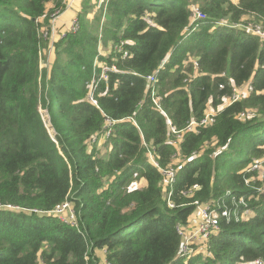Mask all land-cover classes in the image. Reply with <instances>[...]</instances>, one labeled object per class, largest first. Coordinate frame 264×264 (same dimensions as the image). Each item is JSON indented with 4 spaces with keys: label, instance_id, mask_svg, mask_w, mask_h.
Returning <instances> with one entry per match:
<instances>
[{
    "label": "trees",
    "instance_id": "trees-1",
    "mask_svg": "<svg viewBox=\"0 0 264 264\" xmlns=\"http://www.w3.org/2000/svg\"><path fill=\"white\" fill-rule=\"evenodd\" d=\"M52 2L0 0V205L46 213L68 200L76 225L0 209V264L264 262V191L254 189L264 180L247 171L264 157V39L232 27L252 16L264 30V0H106L93 19L84 0L77 30L52 43L46 66ZM99 64L116 70L104 80ZM93 79L96 104L87 99ZM245 83L249 96L187 130ZM248 109L256 115L239 119ZM106 119L114 124L103 156L92 139ZM135 173L145 186L128 189ZM241 198L251 216L221 218L207 255L178 256L177 227L196 202L231 208Z\"/></svg>",
    "mask_w": 264,
    "mask_h": 264
},
{
    "label": "built area",
    "instance_id": "built-area-1",
    "mask_svg": "<svg viewBox=\"0 0 264 264\" xmlns=\"http://www.w3.org/2000/svg\"><path fill=\"white\" fill-rule=\"evenodd\" d=\"M105 1L106 0H104L103 2L100 1L97 7L101 8L100 6L101 3L104 4ZM53 3H54L53 7L47 10V12L52 11L50 13L51 25H53L54 21L60 17V15L62 14L64 10L68 9L71 6L72 0H54ZM56 3H59L58 8H55ZM194 13H195V20H202L204 18L203 14L198 9H195ZM45 17H46V14L43 15L40 18V20L42 21L43 19H45ZM220 24L226 25V22L224 20H221ZM232 27L242 28L246 30L247 32H250L264 39V30L259 23L256 24L254 22L252 23L246 22L242 24H234ZM77 28H78V22H77V18H75L72 21L71 27L69 28L68 31H76ZM51 33H52V28L49 26L48 32L43 31L42 36L43 38H46V39L51 38ZM64 34L65 32H62L60 34V37H63ZM126 56H127V53L123 52V58H125ZM95 64H96V61H95ZM162 66H164V64ZM99 67L101 68L100 78L104 80L107 79V74L109 72L116 70L114 66H108L106 64H99ZM196 67H197V64L194 63V68ZM222 76H224V74H222ZM146 80L148 83L147 89H150V100L152 102V105L156 107L157 109H159V103L161 101V96L158 94V92L155 89H153L155 78L153 75H150L146 78ZM231 87H232L231 94L230 96H227L228 102L219 106L218 109H214L216 110V112L220 111L225 106H229L235 102H239L243 100L244 98L249 96V94L253 91L250 83H245L241 86L231 85ZM86 88L88 89L87 99L92 104H96V101L93 98V92L96 88V85L94 84V79L92 80L90 84L86 86ZM219 88L220 90H222L223 86L221 85ZM44 115L42 113V118L45 120V117H47V115L46 113ZM214 116H215V113L211 114L206 110L204 113V117L198 120L197 122L192 121L191 123H189L187 130L188 131L195 130L197 127H204V126H208L212 124L214 122ZM242 116L244 117L245 113H241L239 115V119H243L241 118ZM166 123L168 124V126H170L169 120H166ZM113 124L114 122H111L109 119H106V124L104 127L105 133L98 138H95V139L93 138L92 141L93 142L97 141L98 146L99 147L102 146L111 136V126ZM169 128L171 132L176 134V139L181 138V135H179L174 129H172L171 127ZM144 146H146L145 143H144ZM147 157H148V161L151 164H153L154 166H157V163L153 155L149 151L147 153ZM247 171H255L257 173L258 171H261L260 176L258 175V180L262 182L264 180V158L260 162L253 161L251 165L247 168ZM161 174L163 175L164 178L168 180L169 184H172L174 182L175 173L172 168H166L164 170H161ZM136 178H137V173L133 175L132 184H135ZM254 189L257 191H264V186L260 188H254ZM170 194L171 193L168 194V197L170 196ZM226 194H228V192ZM195 204H196V209L194 210L193 218L191 217V219L188 222V225L185 227L184 226L177 227V233L179 235L178 256L184 257L185 259L190 258L194 255L200 254V251H202L204 255H207L206 248L201 246V244L206 246L210 236H212L213 234H216V232L218 231L219 220L221 218L225 219L226 221H230V220L238 221V220L247 219L249 216H251V214H253L252 209L248 208L243 198H241L238 202H231L232 204L231 208H227L223 204V202H216L215 205H209V204L200 205L197 202ZM167 205L170 208L173 207V204H171V202L169 201L167 202ZM0 209L51 215L52 217H55L66 224L76 225L75 211L72 206V203L68 200H66L61 205L55 207L50 212H46V213L39 212L36 209H26V208H21L17 206L12 207L9 205H0ZM195 245L197 246L200 245L201 248L197 251L196 249H194ZM103 264H109V263H105V261H103ZM250 264H264V262L261 260H255L251 262Z\"/></svg>",
    "mask_w": 264,
    "mask_h": 264
},
{
    "label": "rangeland",
    "instance_id": "rangeland-1",
    "mask_svg": "<svg viewBox=\"0 0 264 264\" xmlns=\"http://www.w3.org/2000/svg\"><path fill=\"white\" fill-rule=\"evenodd\" d=\"M100 1H104V0H88V4H89V7H88V10L86 11V17L88 18V19H93L98 13H100L99 12V9L100 8H98L97 6H98V4H99V2ZM233 2H237L238 0H232ZM83 3H84V0H81L80 2H79V5H77L76 4V2H75V4H74V7H75V11H77L78 13H77V16L81 13V12H83ZM101 7L102 6H105V5H103L102 3H101V5H100ZM72 16H73V13L71 12L70 13V11H68V12H65L64 14H63V16L60 18V20H71L72 19ZM77 18V17H76ZM225 21H227V19L225 20ZM249 21H251V22H254V23H256L255 22V19L252 17V16H246V17H243L242 18V21H241V24L242 23H246V22H249ZM109 47H105V50L106 51H109ZM42 54H43V58L45 57L44 56V54H45V52L42 50ZM45 64H46V66L48 65V59L47 60H45ZM228 102V99L226 98L225 100H224V103H227ZM207 111L209 112V113H211V114H213L214 113V108L211 106V104H209L208 105V109H207ZM43 114H45V111H41ZM245 117H241V118H244L243 120H246V118L247 117H252V116H254V115H256V111L255 110H253V109H248V110H246L245 112ZM45 116V115H44ZM46 118V117H45ZM264 157H261V158H259V159H257V158H255V159H253V161H261L262 159H263ZM257 174V173H256ZM260 174H261V171H258V175L260 176ZM256 178H257V175H256ZM145 186V184H144V181H142V180H136V182H135V184H132V182H131V184L128 186V189H135V188H137V189H139V188H142V187H144ZM201 246H203V247H205V248H207V245L205 246V245H202L201 244ZM201 248V247H200ZM195 249V248H194ZM200 254H203L202 253V251H200ZM204 255V254H203ZM100 264H103V261L102 262H100Z\"/></svg>",
    "mask_w": 264,
    "mask_h": 264
},
{
    "label": "crops",
    "instance_id": "crops-1",
    "mask_svg": "<svg viewBox=\"0 0 264 264\" xmlns=\"http://www.w3.org/2000/svg\"><path fill=\"white\" fill-rule=\"evenodd\" d=\"M80 1L81 0H72L71 6L62 12L60 17L54 21L53 25H51V23H50L49 26L52 28V33H51V38H49L50 39L49 50L44 51L47 55L48 62H51L52 57H53V54L51 52L52 51V48H51L52 43L60 37V34L62 32H67L69 30V28L71 27L72 21L77 17V13H78L77 11L74 10L75 9L74 4L76 2V4L79 5ZM53 5H54L53 2L50 3L47 7V10L52 8ZM68 11H70V13L71 12L73 13L72 19L71 20H60V18L63 16V14L65 12H68ZM101 154L103 156L106 154V146H104V145L101 146ZM194 248L198 251L200 249V245H198V246L195 245ZM99 256L102 257L101 253H99ZM102 261H104L103 258H102Z\"/></svg>",
    "mask_w": 264,
    "mask_h": 264
},
{
    "label": "clouds",
    "instance_id": "clouds-1",
    "mask_svg": "<svg viewBox=\"0 0 264 264\" xmlns=\"http://www.w3.org/2000/svg\"><path fill=\"white\" fill-rule=\"evenodd\" d=\"M101 50V49H100ZM102 51V50H101Z\"/></svg>",
    "mask_w": 264,
    "mask_h": 264
}]
</instances>
